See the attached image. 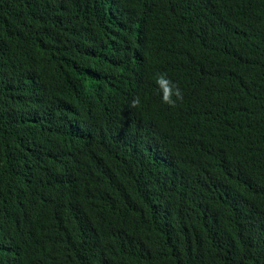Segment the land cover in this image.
<instances>
[{
	"label": "trees",
	"instance_id": "obj_1",
	"mask_svg": "<svg viewBox=\"0 0 264 264\" xmlns=\"http://www.w3.org/2000/svg\"><path fill=\"white\" fill-rule=\"evenodd\" d=\"M0 264H264V0H0Z\"/></svg>",
	"mask_w": 264,
	"mask_h": 264
},
{
	"label": "clouds",
	"instance_id": "obj_2",
	"mask_svg": "<svg viewBox=\"0 0 264 264\" xmlns=\"http://www.w3.org/2000/svg\"><path fill=\"white\" fill-rule=\"evenodd\" d=\"M151 60H152V54ZM155 84L158 93L161 95L162 103L169 107H176L179 102L183 100V93L181 89L168 77L167 73H157L155 76ZM140 97L137 96L133 99L130 107L136 108L140 105Z\"/></svg>",
	"mask_w": 264,
	"mask_h": 264
}]
</instances>
